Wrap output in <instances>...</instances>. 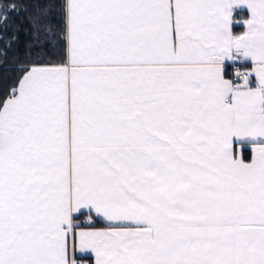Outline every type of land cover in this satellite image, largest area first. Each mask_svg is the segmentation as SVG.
<instances>
[{
	"label": "snow or ice",
	"instance_id": "1",
	"mask_svg": "<svg viewBox=\"0 0 264 264\" xmlns=\"http://www.w3.org/2000/svg\"><path fill=\"white\" fill-rule=\"evenodd\" d=\"M36 13L0 89V264H264V0Z\"/></svg>",
	"mask_w": 264,
	"mask_h": 264
},
{
	"label": "trees",
	"instance_id": "2",
	"mask_svg": "<svg viewBox=\"0 0 264 264\" xmlns=\"http://www.w3.org/2000/svg\"><path fill=\"white\" fill-rule=\"evenodd\" d=\"M47 3V0H0V12L5 9L9 12V19L6 24H0V52H5L6 55H0V89H7L10 86V81L17 74L14 69L18 66L17 61L25 59V54L29 41L34 35L31 31V25L34 23L37 15L36 8L39 4ZM15 4V10L10 8ZM59 9H55L48 15L53 21V26L62 21V17L56 15ZM240 12L247 14L244 9H235V14ZM43 15V14H42ZM48 17L45 16L44 19ZM235 30L240 29V25L233 26ZM13 37H16L13 41ZM10 45V47H6ZM228 73L230 74L229 70ZM95 225H103L104 223L96 217Z\"/></svg>",
	"mask_w": 264,
	"mask_h": 264
},
{
	"label": "crops",
	"instance_id": "3",
	"mask_svg": "<svg viewBox=\"0 0 264 264\" xmlns=\"http://www.w3.org/2000/svg\"><path fill=\"white\" fill-rule=\"evenodd\" d=\"M237 9H243V8H237ZM245 11H246V13H247V10L246 9H244ZM235 11V10H234ZM247 15V14H246ZM245 15V16H246ZM241 27H240V29H238V30H235L234 29V31H237V32H239V31H241V29H242V25H240ZM234 28V27H233ZM230 63L231 62H226V70L228 71L229 70V72L231 73V67H230ZM226 75H227V73H226ZM104 224L103 225H95L97 228H103V227H105L106 226V222L103 220V218L102 217H98ZM79 255H81V260H80V264H94V257H92L91 256V254L89 253V254H79Z\"/></svg>",
	"mask_w": 264,
	"mask_h": 264
},
{
	"label": "built area",
	"instance_id": "4",
	"mask_svg": "<svg viewBox=\"0 0 264 264\" xmlns=\"http://www.w3.org/2000/svg\"><path fill=\"white\" fill-rule=\"evenodd\" d=\"M230 67H231V73H232V72H234V70H235V68H236L237 66H236V65H232V64L230 63ZM231 73H230V74H231Z\"/></svg>",
	"mask_w": 264,
	"mask_h": 264
}]
</instances>
